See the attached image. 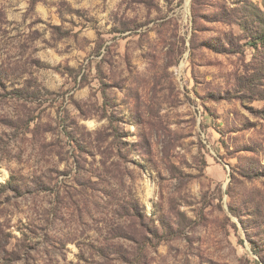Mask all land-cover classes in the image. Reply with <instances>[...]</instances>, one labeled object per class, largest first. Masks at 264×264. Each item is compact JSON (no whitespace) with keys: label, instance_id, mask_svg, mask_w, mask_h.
Wrapping results in <instances>:
<instances>
[{"label":"rangeland","instance_id":"obj_1","mask_svg":"<svg viewBox=\"0 0 264 264\" xmlns=\"http://www.w3.org/2000/svg\"><path fill=\"white\" fill-rule=\"evenodd\" d=\"M0 264H264V0H0Z\"/></svg>","mask_w":264,"mask_h":264}]
</instances>
